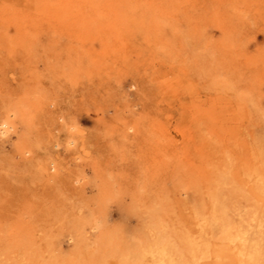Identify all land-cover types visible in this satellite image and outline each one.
Returning <instances> with one entry per match:
<instances>
[{
	"label": "rangeland",
	"instance_id": "1",
	"mask_svg": "<svg viewBox=\"0 0 264 264\" xmlns=\"http://www.w3.org/2000/svg\"><path fill=\"white\" fill-rule=\"evenodd\" d=\"M263 179L264 0H0V264H236Z\"/></svg>",
	"mask_w": 264,
	"mask_h": 264
},
{
	"label": "bare ground",
	"instance_id": "2",
	"mask_svg": "<svg viewBox=\"0 0 264 264\" xmlns=\"http://www.w3.org/2000/svg\"><path fill=\"white\" fill-rule=\"evenodd\" d=\"M2 133H6L5 129L1 130ZM75 140L70 138L68 143H74ZM257 188L264 191V179L258 180ZM212 213L207 218H202L200 220V225L203 227L200 234V240L196 238L186 239V249L191 255V262L187 264H192V262H198L203 258L211 256L210 251L212 241L211 234L207 230L208 226L210 228L216 227L217 225L221 229V232H225L224 225L222 222V216H219V212L216 206H218V201L215 198ZM200 215V214H198ZM256 217L254 213L250 218L242 216L237 224H230L232 227H235V232H232L231 227L228 229V232L225 233L227 239L235 240L239 239V245L237 250H231L227 247H224L225 250L221 253H217V257L226 256V259L231 262H236V264H261L264 260V247L261 239L262 231V219ZM149 251L153 252L154 255H157L161 262L168 264L170 261L169 258V245L161 238L154 239L151 243L148 244ZM236 251V252H235ZM222 254V255H221ZM230 262V263H231Z\"/></svg>",
	"mask_w": 264,
	"mask_h": 264
}]
</instances>
